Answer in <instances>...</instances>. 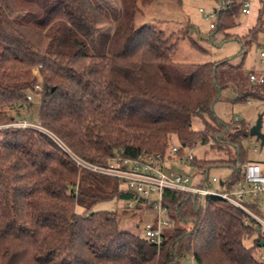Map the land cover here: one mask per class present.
Listing matches in <instances>:
<instances>
[{
  "label": "trees",
  "instance_id": "trees-1",
  "mask_svg": "<svg viewBox=\"0 0 264 264\" xmlns=\"http://www.w3.org/2000/svg\"><path fill=\"white\" fill-rule=\"evenodd\" d=\"M155 1L119 0L111 18L95 0H0V126L28 117L98 164L113 156L162 155L172 146L182 155L193 143L212 141L226 159L189 165L203 183L210 169L229 168L223 186L213 187L230 191L244 180L241 166L257 162L247 160L243 147L247 125L223 123L212 108L226 89L234 91V102L264 101V84L238 79L241 66L227 60L173 63L178 40L134 27L139 8ZM231 2L216 15L219 31L233 28L241 13ZM263 16L264 6L247 35L236 38L240 55L258 44ZM30 93L39 97L36 120ZM194 117L202 131L192 130ZM134 198L116 180L77 168L46 135L0 129V264H264L256 257L264 239L243 224L241 210L218 198L202 202L165 191L161 207L171 226L160 246L122 230L117 211L94 210ZM243 204L264 216L256 203ZM136 208L141 213L147 206Z\"/></svg>",
  "mask_w": 264,
  "mask_h": 264
},
{
  "label": "rangeland",
  "instance_id": "rangeland-1",
  "mask_svg": "<svg viewBox=\"0 0 264 264\" xmlns=\"http://www.w3.org/2000/svg\"><path fill=\"white\" fill-rule=\"evenodd\" d=\"M108 15H118L120 11L119 0H95ZM223 0L218 3L214 0H157L147 7H140L134 18V27L149 26L157 31L163 32L171 37V41H177V46L172 54L171 61L181 65H203L206 63H216L223 60L229 61L235 66H241L236 72L238 79H247L249 74H264V63H261L260 52L264 51V32L258 37V44L252 45L246 50L245 55H240V44L237 37L230 32L218 30L216 19L212 21L214 29H210V22L205 20L199 13L202 9L208 13L218 11ZM232 1V0H231ZM252 5V13L245 16L241 13L235 18V26L243 30L250 22L256 18L258 10L264 6V0H248ZM264 18V16H263ZM233 27V28H234ZM111 28V27H110ZM105 27V29H110ZM238 33V31H235ZM233 34L234 36H229ZM235 93L232 89L222 92L218 102L212 108L213 115L223 123L232 124L235 121H242L247 125L249 131L258 118L262 116V133L264 134V101L250 99L247 102H234ZM32 112L30 117L36 120V113L39 106V97L33 96ZM191 128L195 132L202 131L203 125L198 117L192 118ZM243 147L247 154V160L257 162L264 167V146L260 148L259 142L254 137L248 136L243 141ZM193 156L197 161H211L216 159H226L224 151H219L211 146L196 144L192 147ZM169 170L180 175H187L191 183L198 182L200 175L195 168L188 164L179 166L177 163H170ZM231 170L226 167L212 168L208 172L209 181L211 178L217 179L216 186H223ZM127 201L113 199L108 202L98 204L94 210L117 211L120 216V228L124 231L138 232L140 238L143 234L140 226L145 221H150L155 216L153 211L146 213H131L125 211ZM259 210L264 214V206L257 203ZM161 220H168L164 213L159 215ZM139 227V230L136 228ZM138 230V231H137ZM250 246V241L246 242ZM264 254V250H258L256 255ZM188 263V262H187ZM184 264V263H183Z\"/></svg>",
  "mask_w": 264,
  "mask_h": 264
},
{
  "label": "built area",
  "instance_id": "built-area-1",
  "mask_svg": "<svg viewBox=\"0 0 264 264\" xmlns=\"http://www.w3.org/2000/svg\"><path fill=\"white\" fill-rule=\"evenodd\" d=\"M241 5V14L249 13L250 2L248 0H234ZM231 0L224 1L220 5L218 11L206 12L199 9V13L205 20L210 22L209 28L214 29L212 21L216 19L218 12L230 6ZM261 63H264V51L260 52ZM37 69L32 71L34 77L37 76ZM248 81L254 85L264 84V74H249ZM35 91H40V83L34 87ZM32 93L26 96L27 101L31 102ZM33 129L46 135L62 152L71 160L75 166L86 172L108 177L116 180L120 188L124 191L131 192L135 198L128 201L125 205V211L134 215L139 213L136 208L140 203L147 206L142 210L143 213L153 211L155 216L150 221H145L141 224L140 230L143 238L150 245L160 246L164 242L165 231L170 228L169 220H161L159 215L164 213L166 209L161 207L162 194L165 191L188 193L193 196H198L204 202L209 197L223 200L237 209L241 210L246 218L243 222L245 226L255 227L259 236L264 239V216L259 217L251 213L243 204V201L260 203L264 206V167L259 163H248L241 166V171L244 175V180L238 182L230 191L222 192L216 190L213 185L217 183L216 178H211L207 183L201 182V177L198 182L193 184L187 175H180L169 170L170 163H177L179 166L190 164L195 158L193 156V143L183 150L182 155H178L176 146L170 147L162 155H143L136 159H127L119 156H113L104 164L92 163L85 161L73 152H71L56 136L47 130L43 129L38 123L32 122L27 118H18L16 121L0 126V129ZM208 146L212 145L209 141ZM196 171H198L195 168ZM143 206V205H142ZM259 261H264V254L256 256ZM193 264V262H190Z\"/></svg>",
  "mask_w": 264,
  "mask_h": 264
},
{
  "label": "water",
  "instance_id": "water-1",
  "mask_svg": "<svg viewBox=\"0 0 264 264\" xmlns=\"http://www.w3.org/2000/svg\"><path fill=\"white\" fill-rule=\"evenodd\" d=\"M262 129V116H258L255 124L250 127L248 131V136L254 137L257 142H259L260 148L264 146V134L261 131ZM260 246H264V242L260 244ZM191 264V263H186Z\"/></svg>",
  "mask_w": 264,
  "mask_h": 264
},
{
  "label": "crops",
  "instance_id": "crops-1",
  "mask_svg": "<svg viewBox=\"0 0 264 264\" xmlns=\"http://www.w3.org/2000/svg\"><path fill=\"white\" fill-rule=\"evenodd\" d=\"M253 4H254L253 2L250 3L249 13L246 14L245 16H248V15H250V14L252 13V5H253ZM253 6H254V5H253ZM257 16H258V14H257ZM257 16H256V18H254V19L250 22V24H248L243 30H239L238 28L234 27V28H230V29H231L230 32H234L233 34H234L237 38L244 37L245 35H247L248 31H249V30L255 25L256 20H257ZM235 31H238V33L235 32ZM233 34L228 35V36H234ZM136 228H137V226H136Z\"/></svg>",
  "mask_w": 264,
  "mask_h": 264
}]
</instances>
